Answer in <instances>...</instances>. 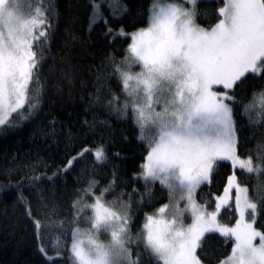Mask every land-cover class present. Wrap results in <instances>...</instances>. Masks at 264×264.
<instances>
[{"label":"snow or ice","instance_id":"obj_1","mask_svg":"<svg viewBox=\"0 0 264 264\" xmlns=\"http://www.w3.org/2000/svg\"><path fill=\"white\" fill-rule=\"evenodd\" d=\"M87 8L89 34L103 23L109 43L126 46L90 66L93 90L80 99L92 119L74 132L55 117L45 123L49 89L60 95L61 81L71 88L76 79L70 65L52 84L43 75L58 0H0V138L31 127L32 137L75 153L50 174L43 158L5 156L0 202L14 196L40 264H264V0H89ZM75 20L65 21L73 41ZM113 119L130 124L143 149L130 177L109 151Z\"/></svg>","mask_w":264,"mask_h":264},{"label":"trees","instance_id":"obj_2","mask_svg":"<svg viewBox=\"0 0 264 264\" xmlns=\"http://www.w3.org/2000/svg\"><path fill=\"white\" fill-rule=\"evenodd\" d=\"M58 2L62 14L60 30L56 34L51 53H49V58L45 63L43 75L48 77L49 84H52L60 80L63 75L62 69L70 65L69 70L76 74V79L73 81L71 88L61 81L63 83V93L60 95L55 94L51 88L49 89L45 96L46 106L44 111L51 115L46 117L45 123L55 117L66 125L71 124L72 130L76 132L80 129V121L85 118L88 120L92 119L90 113L86 116L84 110L87 105L80 99L82 96L86 98L87 93L93 90L91 87L92 75L90 66L92 68L98 66L103 57L110 52L115 53L117 57L121 56L126 42L117 39L110 44L109 38H105L103 35V32L106 31L103 23H100L91 34L88 33L87 5L89 0H58ZM100 2L102 5L105 4V0H96V3ZM138 2L146 7L149 0H138ZM69 5H71L70 10ZM104 11L105 15L111 19L110 12L106 7ZM70 16L76 17L75 23L71 25V31L80 38L76 41H73L72 36L65 32V28L69 27L65 21H68ZM132 22L131 18L122 21L126 25H130ZM201 22L205 23L204 21ZM110 26L116 29L120 27V23L113 21ZM137 26L140 25L137 24ZM205 26H207L206 23ZM128 30L131 31V28L129 27ZM65 41L68 42L67 47L63 46ZM53 63L57 65L55 70L51 67ZM82 80L86 82L87 87L81 84ZM39 123L38 121L34 127H38ZM113 127L112 138L115 142L109 144V151L120 153L119 158H114V163L121 166L123 175L130 177L131 172L141 162L143 149L137 142L135 138L136 132L130 124L117 123L113 119ZM33 130L31 127L28 128L22 138H16L15 140L12 138H0V172H2L3 168L10 165V160L5 159L6 154L8 156L17 155L20 158L17 163H30L37 156L43 158L51 166L49 174L51 170H54L57 165L65 160L66 156L75 154L71 149L66 150L63 141L56 144L51 141H45L40 136L32 137ZM254 143L255 141L246 145V147H253ZM40 170L43 171V167ZM225 171L226 169H220L221 176H218L217 180L221 179ZM2 179L4 177L0 175V180ZM16 179H19V177H16ZM68 179V188L70 190L73 186L71 176ZM24 183L26 184L27 181H24ZM62 188L63 184L57 185L58 194ZM207 191L205 189V193ZM25 195L35 203L33 196L27 192H25ZM47 195L51 198V192L47 193ZM69 199L70 192L68 196H64L61 199L63 208H67ZM13 200L14 196H11L0 202V264H40L41 257L37 253V241L33 236V228L31 224L24 222L22 209L13 210ZM5 205H7L6 216L3 213ZM45 243L51 245L52 237L46 238ZM210 245L211 248H215L219 245V241H212Z\"/></svg>","mask_w":264,"mask_h":264},{"label":"rangeland","instance_id":"obj_3","mask_svg":"<svg viewBox=\"0 0 264 264\" xmlns=\"http://www.w3.org/2000/svg\"><path fill=\"white\" fill-rule=\"evenodd\" d=\"M98 4H101L102 5V3L100 2V3H98Z\"/></svg>","mask_w":264,"mask_h":264}]
</instances>
